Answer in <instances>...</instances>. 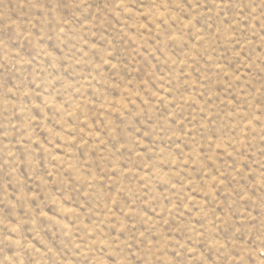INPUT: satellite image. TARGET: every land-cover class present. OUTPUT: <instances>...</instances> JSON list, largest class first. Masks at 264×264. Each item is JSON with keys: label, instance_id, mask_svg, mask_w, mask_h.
Returning <instances> with one entry per match:
<instances>
[{"label": "rangeland", "instance_id": "rangeland-1", "mask_svg": "<svg viewBox=\"0 0 264 264\" xmlns=\"http://www.w3.org/2000/svg\"><path fill=\"white\" fill-rule=\"evenodd\" d=\"M0 264H264V0H0Z\"/></svg>", "mask_w": 264, "mask_h": 264}]
</instances>
